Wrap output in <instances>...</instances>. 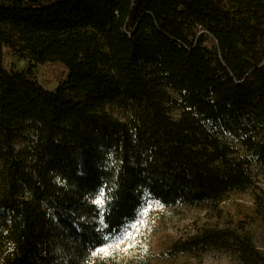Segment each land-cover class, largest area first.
I'll use <instances>...</instances> for the list:
<instances>
[{
    "label": "trees",
    "instance_id": "obj_1",
    "mask_svg": "<svg viewBox=\"0 0 264 264\" xmlns=\"http://www.w3.org/2000/svg\"><path fill=\"white\" fill-rule=\"evenodd\" d=\"M14 55L58 88L9 71ZM254 168L264 177V0L0 1V264H111L91 253L150 202L217 206L254 186ZM249 226L172 254L220 245L264 264Z\"/></svg>",
    "mask_w": 264,
    "mask_h": 264
},
{
    "label": "rangeland",
    "instance_id": "obj_2",
    "mask_svg": "<svg viewBox=\"0 0 264 264\" xmlns=\"http://www.w3.org/2000/svg\"><path fill=\"white\" fill-rule=\"evenodd\" d=\"M212 46L214 39L210 37L207 47ZM7 67L9 71L14 69L29 73L49 91H55L59 86L52 69L37 64L28 55L9 57ZM173 97L177 98L175 94ZM169 107L171 115L175 119L180 118L181 111L173 104ZM112 114L121 121H128L132 117V113L119 108H113ZM24 147L25 143L19 139L16 142L17 151L21 152ZM253 172V187L244 192L228 193L217 206L204 204L192 208H168L150 202L140 220L111 243L110 254L96 255V259L111 264H241L235 250L228 251L220 245L210 246L206 251L194 255H173L171 250L175 242L196 236L204 230L235 228L240 221H247L256 246L264 251V226L255 214L256 198L264 197V177L258 168H254ZM125 232L129 235H123ZM121 236L122 241L118 242Z\"/></svg>",
    "mask_w": 264,
    "mask_h": 264
},
{
    "label": "snow or ice",
    "instance_id": "obj_3",
    "mask_svg": "<svg viewBox=\"0 0 264 264\" xmlns=\"http://www.w3.org/2000/svg\"><path fill=\"white\" fill-rule=\"evenodd\" d=\"M98 195L100 196V199H97L96 201H95V203L97 204V205H99V206H101L102 207V205H103V193L101 192V193H98ZM123 235H129L128 233H124ZM122 238H123V236H121L120 238H119V241L118 242H120V241H122ZM117 246H118V243H117ZM112 248V245L111 244H109L108 245V247H101V248H99L98 250H94L91 254L92 255H104V256H107V255H109L110 254V249Z\"/></svg>",
    "mask_w": 264,
    "mask_h": 264
}]
</instances>
